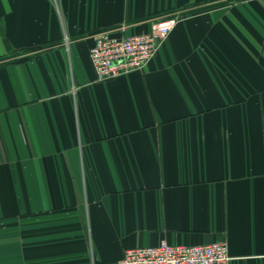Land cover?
I'll list each match as a JSON object with an SVG mask.
<instances>
[{"label":"crops","instance_id":"0c3cea01","mask_svg":"<svg viewBox=\"0 0 264 264\" xmlns=\"http://www.w3.org/2000/svg\"><path fill=\"white\" fill-rule=\"evenodd\" d=\"M204 1L0 0V264H122L164 239L264 264V0L178 18L142 69L90 60L97 31Z\"/></svg>","mask_w":264,"mask_h":264},{"label":"built area","instance_id":"2783aa9c","mask_svg":"<svg viewBox=\"0 0 264 264\" xmlns=\"http://www.w3.org/2000/svg\"><path fill=\"white\" fill-rule=\"evenodd\" d=\"M178 16L156 20L148 32L117 35L113 28L97 31L90 48V60L98 80L113 78L144 68L178 21ZM125 29V27H121ZM228 243L214 240L205 244L156 245L125 250L122 264H228Z\"/></svg>","mask_w":264,"mask_h":264},{"label":"rangeland","instance_id":"374dc122","mask_svg":"<svg viewBox=\"0 0 264 264\" xmlns=\"http://www.w3.org/2000/svg\"><path fill=\"white\" fill-rule=\"evenodd\" d=\"M245 2V1H251V0H213V1H204L202 3H198L194 6H192L193 8H196L195 11H192L193 9L189 8V12L186 13V11L184 12V10H177L175 12V16H178L179 18H181L182 16H186V15H190V14H195L197 12H200V11H203V10H206V9H210V8H213V7H217V6H221V5H226V4H233L235 2ZM210 2H213L211 4H215V5H212V6H208L206 7ZM199 7V8H198Z\"/></svg>","mask_w":264,"mask_h":264},{"label":"trees","instance_id":"16d2710c","mask_svg":"<svg viewBox=\"0 0 264 264\" xmlns=\"http://www.w3.org/2000/svg\"><path fill=\"white\" fill-rule=\"evenodd\" d=\"M205 1L208 2V1H213V0H205ZM196 3L198 4V2H194V5H195ZM211 3H213V2H210L206 7H208V6H212V5H215V4H211ZM190 8H191V7H190ZM198 8H199V7H198ZM191 9H193L192 11H195L196 8H193V7H192ZM186 11H187L186 13H188V12H189V9H187ZM2 58H3V57H0V59H2Z\"/></svg>","mask_w":264,"mask_h":264}]
</instances>
